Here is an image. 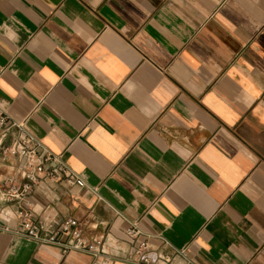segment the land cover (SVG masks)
Segmentation results:
<instances>
[{"label": "crops", "instance_id": "obj_1", "mask_svg": "<svg viewBox=\"0 0 264 264\" xmlns=\"http://www.w3.org/2000/svg\"><path fill=\"white\" fill-rule=\"evenodd\" d=\"M0 116L85 185L35 187L47 229L77 220L110 264L132 223L172 264H264V0H0ZM91 262L0 232V264Z\"/></svg>", "mask_w": 264, "mask_h": 264}, {"label": "built area", "instance_id": "obj_2", "mask_svg": "<svg viewBox=\"0 0 264 264\" xmlns=\"http://www.w3.org/2000/svg\"><path fill=\"white\" fill-rule=\"evenodd\" d=\"M6 118L0 116V154L3 157H13L18 160L17 167L0 181V208L15 206L16 228L0 227V232L31 239L41 246L57 247L62 255L69 252L85 253L92 257L91 264H110L112 258L105 253L103 239L88 237L80 223L72 218L63 220L53 230L47 229L44 222L37 219L30 206V197L35 187L42 180L53 183L64 182L69 186L84 188L82 180L75 177L65 167L61 156L54 155L29 135L21 124L13 125L18 131V137L5 146L3 138L10 127H6ZM125 235L130 243L127 261L134 264H172V257H167L150 247L148 236L136 223L125 229ZM187 259L186 249L178 255ZM189 264V262H187Z\"/></svg>", "mask_w": 264, "mask_h": 264}]
</instances>
